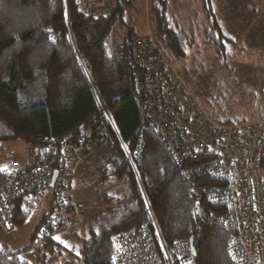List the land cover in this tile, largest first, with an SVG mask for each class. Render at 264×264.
I'll return each instance as SVG.
<instances>
[{
  "label": "trees",
  "instance_id": "1",
  "mask_svg": "<svg viewBox=\"0 0 264 264\" xmlns=\"http://www.w3.org/2000/svg\"><path fill=\"white\" fill-rule=\"evenodd\" d=\"M129 0H119L109 18L81 14L74 0H0V145L21 139L31 151L94 145L108 154L92 171L99 184L117 183L97 203L104 211L80 232L78 264H110L112 236L130 227L154 224L165 243L190 238L199 228L195 201L181 168L149 127L134 91L130 40L123 23ZM204 9L214 18L211 0ZM154 38L172 60L184 58L196 37L166 19L163 0L151 5ZM125 25L119 43L113 24ZM57 31L55 42L49 36ZM219 59L228 58L224 36L205 31ZM221 123L234 119L215 118ZM141 142L142 152L136 155ZM0 170V177L2 175ZM211 183V181H210ZM40 192L15 199L14 225H21ZM37 224L36 231L49 215ZM232 231L211 225L201 232L194 264H234L228 253ZM52 236L35 264H57L63 255ZM0 264H30L18 252L0 248Z\"/></svg>",
  "mask_w": 264,
  "mask_h": 264
},
{
  "label": "built area",
  "instance_id": "2",
  "mask_svg": "<svg viewBox=\"0 0 264 264\" xmlns=\"http://www.w3.org/2000/svg\"><path fill=\"white\" fill-rule=\"evenodd\" d=\"M74 1L85 17L109 18L119 0ZM60 36L57 31L49 40ZM130 47L134 91L149 127L190 186L200 226L190 238L169 244L153 222L122 230L112 236L109 263L194 264L202 230L218 225L232 231L228 253L234 264H264V116L252 123L217 121L173 69L153 35L132 36ZM141 145L135 156L142 152ZM73 156L66 146L58 153L53 148L35 152L25 167L11 158L0 177V219L9 228L14 225L16 198L52 189L51 212L34 237L36 249L74 224L82 212L70 193Z\"/></svg>",
  "mask_w": 264,
  "mask_h": 264
},
{
  "label": "rangeland",
  "instance_id": "3",
  "mask_svg": "<svg viewBox=\"0 0 264 264\" xmlns=\"http://www.w3.org/2000/svg\"><path fill=\"white\" fill-rule=\"evenodd\" d=\"M166 19L175 28L196 37V43L186 49L184 58L172 60L171 66L187 84L204 108L214 117L234 119V123L257 122L264 116V0H211L214 18L204 9L203 0H163ZM153 0H129L123 23L134 27V35H156L151 5ZM125 25L113 24L111 41L119 43L125 35ZM223 35L228 58L219 59L208 43L205 31ZM192 32V33H190ZM132 35V36H134ZM131 36V37H132ZM106 147L94 145L74 147L70 168L72 199L84 209L70 225L52 235L62 247L57 264H78L79 237L88 221L105 206L97 203L104 193H112L117 183L98 184L92 176L95 166L107 156ZM29 154L21 139L0 145V170L15 158L21 167L27 165ZM73 177V178H72ZM38 207L19 227L9 228L0 219V246L18 250L21 258L32 262L43 249L27 248L29 233Z\"/></svg>",
  "mask_w": 264,
  "mask_h": 264
},
{
  "label": "crops",
  "instance_id": "4",
  "mask_svg": "<svg viewBox=\"0 0 264 264\" xmlns=\"http://www.w3.org/2000/svg\"><path fill=\"white\" fill-rule=\"evenodd\" d=\"M27 146V145H26ZM27 150H28V154L30 155L29 158L35 153V151H31L29 149V147L27 146ZM37 152V151H36ZM74 157V156H73ZM9 166V162L7 161L3 167V169H1L2 171L5 170L7 167ZM73 166V163L70 164L69 166V171H71V167ZM73 178V177H72ZM71 182H72V179H71ZM52 189L48 188V189H45L43 191H41L40 193L36 194L35 197H34V203H33V206L30 208L29 210V213L27 215V217L24 219L23 223L26 221V219L30 216V213H31V210L36 206L38 207V212H37V216H36V219H35V222H34V225L29 233V242L26 244V246H29L30 243H31V239H32V234L37 226V224L42 220V218L47 215L48 213L51 212V207H52ZM82 211H84V209H82ZM22 223V224H23ZM75 223V222H74ZM21 224V225H22ZM21 225H16L17 227L21 226ZM75 225V224H72V226ZM0 248L2 249V247L0 246ZM34 248V247H32ZM6 251H12V252H18V255H19V252L20 251H16V250H10L8 248H5ZM20 257V255H19ZM21 258V257H20ZM23 259V258H21ZM25 261H27L28 263L30 264H35L36 263V260H37V256L34 258V260L32 262H29L28 260L26 259H23Z\"/></svg>",
  "mask_w": 264,
  "mask_h": 264
},
{
  "label": "water",
  "instance_id": "5",
  "mask_svg": "<svg viewBox=\"0 0 264 264\" xmlns=\"http://www.w3.org/2000/svg\"><path fill=\"white\" fill-rule=\"evenodd\" d=\"M55 176H56V172L53 173V180H54Z\"/></svg>",
  "mask_w": 264,
  "mask_h": 264
}]
</instances>
